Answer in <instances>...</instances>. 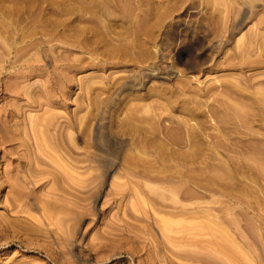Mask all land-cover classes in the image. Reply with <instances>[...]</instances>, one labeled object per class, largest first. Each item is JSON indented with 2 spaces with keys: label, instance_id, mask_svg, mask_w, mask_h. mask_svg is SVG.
<instances>
[{
  "label": "rangeland",
  "instance_id": "obj_1",
  "mask_svg": "<svg viewBox=\"0 0 264 264\" xmlns=\"http://www.w3.org/2000/svg\"><path fill=\"white\" fill-rule=\"evenodd\" d=\"M45 1L0 0V264H264V0Z\"/></svg>",
  "mask_w": 264,
  "mask_h": 264
},
{
  "label": "bare ground",
  "instance_id": "obj_2",
  "mask_svg": "<svg viewBox=\"0 0 264 264\" xmlns=\"http://www.w3.org/2000/svg\"><path fill=\"white\" fill-rule=\"evenodd\" d=\"M52 1H54V2L56 1L57 3H59L60 0H59V1H58V0H52ZM52 1H48V2L45 1V2L49 3V2H52ZM62 1H63V0H62ZM62 1H61V2H62ZM64 1H65V0H64ZM64 1H63V2H64ZM67 1H68V0H66V2H67ZM75 1L78 2V3L81 2L82 5L84 4V6H85V5H89V7H90V3H91V7H90V9H92L93 11H95L97 7H98L99 10H101V9L99 8L98 5H96V6L94 5V4H96V3H95V0H94V2H92L91 0H90V2L87 1L89 4H85V3H84V2H86V0H85L84 2H83V1H79V0H78V1L75 0ZM96 1H97V0H96ZM113 1H114V0H113ZM119 1H122V0H119ZM134 1H135V3H137L136 0H134ZM54 2H52V3H54ZM63 2H62V3H63ZM66 2H65V3H66ZM72 2H73V1H72ZM72 2H70V3L72 4ZM101 2H104V0L101 1ZM109 2H110V0H109ZM109 2H108V3H109ZM122 2H124V1H122ZM140 2H141V4H143L144 1H143V2L140 1ZM149 2H150V1H149ZM159 2H160V1H159ZM52 3H51L50 5H53ZM62 3H60L59 6H60ZM67 3H68L67 5H70L69 2H67ZM97 3H98V1H97ZM99 3H100V2H99ZM99 3H98V4H99ZM104 3H105V2H104ZM104 3H103V4L100 3L99 5L102 7V5H104ZM106 3H107V1H106ZM111 3H113V4H112V5H113V9H118V8H117V6H118L117 4L115 5L114 2H111ZM115 3H116V2H115ZM119 3H120V2H119ZM119 3H118V4H119ZM92 4L94 5V7H93ZM101 4H102V5H101ZM144 4H145V2H144ZM149 4H150V3H149ZM45 5H46V3H45ZM56 5H57V4H56ZM79 5H80V4H79ZM82 5H81V8H82ZM106 5H108V4H106ZM121 5H122V4H121ZM135 5H136V4H135ZM158 5H159V4H158ZM160 5H162V4H160ZM160 5H159V6H160ZM47 6H48V5H47ZM84 6H83V9H82V10H84V9L86 10V8H85ZM104 6H105V5H104ZM138 6H139V4H138ZM142 6H143V5H141V7H142ZM48 7H49V6H48ZM50 7H51V6H50ZM53 7H54V6H53ZM55 7L57 8L58 6H55ZM105 7H106V8H109V10L107 9L108 12H109L111 6H110V7H109V6H105ZM114 7H116V8H114ZM119 7H120V6H119ZM71 8H72V7H71ZM73 8H74V7H73ZM73 8H72V10H73ZM81 8H80V9H81ZM111 8H112V7H111ZM121 8H123V7L121 6ZM136 8H138L137 5H136ZM43 9H45V8L43 7ZM80 9H75V12H77L76 10L79 11ZM87 9H88V8H87ZM103 9L105 10L104 7L102 8V10H103ZM45 10H46V9H45ZM53 10H55V12H58L56 9H53ZM58 10H59V9H58ZM99 10H98V11H99ZM102 10H101V11H102ZM107 10H105V11H107ZM123 10H124V9H123ZM140 10H141V9H140ZM60 11L63 12L64 10H60ZM73 11H74V10H73ZM73 11L70 10V12H73ZM87 11H89V9H88ZM98 11H96V12L93 13V12H91V10H90V13H93V14L96 13L97 15H99V14H98ZM120 11H122V10L120 9ZM142 11H143V10H142ZM144 11H145V10H144ZM64 12H65V11H64ZM70 12H67V10H66V13L69 14ZM79 12H80V11H79ZM73 13H74V12H73ZM111 13H113V15H112ZM111 13L109 12V14H111L112 16H114V17L117 16V15L115 16L114 12H112V9H111ZM33 14H34V13H33ZM74 14H76V13H74ZM77 14H78V12H77ZM77 14H76V15H77ZM79 14H80V13H79ZM72 15H73V14H72ZM101 15H102V14H101ZM143 15H144V14H143ZM69 16H70V14H69ZM69 16H68V17H69ZM99 16H100V15H99ZM71 17H72V16H71ZM75 17H76V16H75ZM77 17H78V19H79V17L82 18V15L80 14V16H77ZM107 17H108V16H107ZM83 18L85 19V17H83ZM102 18L104 19L105 17L102 16ZM68 19H71V18H68ZM78 19H77V20H78ZM105 19H106V18H105ZM105 19H104V20H105ZM120 19H122L123 24H124V22H126L123 18H120ZM72 20L75 21V18H74V19L72 18ZM82 20H83V19H82ZM86 20H88V19L86 18ZM110 20H111V19H110ZM155 20H156V19H155ZM160 20H161V19H160ZM160 20H158V21H160ZM66 21H68V20H65L64 22H66ZM80 21H81V19H80ZM108 21H109V18H108ZM111 21H112V20H111ZM158 21H157V23H158ZM68 22H70V23L67 24V25L74 24V23L71 22V20H69ZM77 22H78V21H77ZM106 22H107V21H106ZM115 22H116V21H115ZM154 22H155V21H154ZM117 23H118V24H117ZM119 23H120V22H116L117 25H119ZM143 23H144V22H143ZM59 24H62V23H59ZM64 24H66V23H64ZM105 24H107V23H105ZM105 24H104L103 26H105ZM109 24L112 26L113 22H112V24H111V23H109ZM109 24H107L108 26L106 25L105 27H106V28H107V27L109 28V26H110ZM114 24H115V23H114ZM123 24H122V25H123ZM146 24H148V23L146 22ZM146 24H145V25H146ZM67 25H66L65 27H68ZM117 25L114 26V29L116 28ZM122 25H121V26H122ZM124 25H126V24H124ZM63 26H64V25H63ZM111 26H110V27H111ZM119 26H120V25H119ZM139 26H140V25H139ZM139 26H138V28H141V30H142V29H143V28H142L143 24H142V26H140V27H139ZM150 26H151V25H150ZM150 26H149V24H148L149 30H150V28L152 27V26H151V27H150ZM83 27H84V26H83ZM86 27H88V26H86ZM86 27H85V28H86ZM89 27H90V26H89ZM89 27L87 28V30H85V28H82L83 30H82V29H79V31H78L76 28H75V29H76L77 32H80V33H81L82 31L84 32V30H85V31L90 30ZM91 27H93V26H91ZM105 27H103V28H105ZM122 27H123V26H122ZM144 27H145V29H148L147 26H144ZM153 27H154V26H153ZM78 28H79V27H78ZM106 28H105V29H106ZM112 28H113V27H112ZM112 28H110V29L113 30ZM117 28H118V27H117ZM127 28H128V26H126L125 30H126ZM145 29L142 30V31H145ZM151 29H152V28H151ZM153 29H154V28H153ZM80 30H81V31H80ZM92 30H93V28H92ZM92 30H90V31H92ZM94 30H95V27H94ZM94 30H93V31H94ZM107 30H108V29H107ZM128 30H131L130 27H129V29H127V32H125V31H124V32L127 33V34H129L130 31H129V33H128ZM137 30H140V29H137ZM90 31H89V32H90ZM93 31H92V32H93ZM95 31H96V30H95ZM95 31H94V32H95ZM97 31H98V29H97ZM118 31H119V30H118ZM121 31H122V30H120L119 33L116 31V33H118L120 36H118L117 34H115V35L112 34V35L115 36V37H116V35H117L118 38L121 37V36L124 37V38H125V36L128 37V35H126V34H120ZM135 31H136V30H135ZM142 31H141V32H142ZM83 32H82V34H83ZM89 32H88V34H89ZM92 32H91L90 34H93V33H94V32H93V33H92ZM99 32L101 33V31H98V33H99ZM103 32H104V31H103ZM103 32L101 33L102 35H104ZM141 32H140V33H141ZM152 32H153V30H152L149 34H151ZM112 33H113V32H112ZM114 33H115V32H114ZM122 33H123V32H122ZM146 33L148 34V31H146ZM96 34H97V32H96ZM141 34H142V33H141ZM143 34H144V33H143ZM147 34H146V35H147ZM84 35H86L85 32H84ZM93 35H94V34H93ZM146 35H143V36H145V37H149V35H148V36H146ZM105 36L110 37V34H109V35H105ZM153 36H154V35H153ZM117 37L114 38L115 41L118 39ZM150 37L153 38V37H152V34H151ZM110 38H111V37H110ZM124 38H123V39H124ZM104 39H105V38H104ZM104 39H103V40H104ZM106 39H107V40H106ZM106 39H105V41H107V42L104 41L103 43H108V38H106ZM123 39L119 38V39H118L119 41H118V40H117V41H118V42H121V40H123ZM125 39H127V38H125ZM125 39L123 40V42L125 41ZM149 39H150V38H149ZM111 40H113V38H111ZM145 40H146V39H145ZM138 41H139V44H141V43H140V40H138ZM141 41H142L143 43H145L144 40L141 39ZM111 42H112V43H111ZM111 42L109 41V44L111 45V48H112V47L114 46V44H113L114 41H111ZM143 43H142V44H143ZM109 44H108L107 46H109ZM112 44H113V45H112ZM120 44H123V43L121 42ZM142 44L140 45V47L142 46ZM104 45H106V44H104ZM144 47L147 48V44H146V46L144 45ZM84 48H86V47H84ZM84 48H83V49H84ZM111 48H110V49H111ZM142 48H143V47H142ZM112 49H113L114 51H118L117 49L115 50V47L112 48ZM120 50H122V49H120ZM110 52H113V51L109 50V53H110ZM144 52H145V51H144ZM201 52H202V51L199 50V53H201ZM113 53H114V52H113ZM203 53H204V52H203ZM205 54H206V53H205ZM205 54H204V55H205ZM201 56H202V54H201ZM198 57H200V56H198ZM198 59H199V58H198ZM195 60L198 61L197 59H195ZM199 60H200V59H199ZM133 84H134V83H133ZM231 88H233V87H231ZM228 89H230V88H229V85H228ZM230 90H233V89H230ZM105 137H106V139H107V135H106ZM107 141H109V143H110V140L107 139ZM105 142H106V141H105ZM105 146H107V144H106ZM105 146H104V147H105ZM111 146H113V145H111V143H110V146H109V147H111ZM105 148H106V150H107V147H105ZM114 148H115V147H114ZM109 149H110V148H109ZM114 151H115V150H114ZM112 152H113V150H112ZM109 153L111 154V152H109Z\"/></svg>",
  "mask_w": 264,
  "mask_h": 264
}]
</instances>
